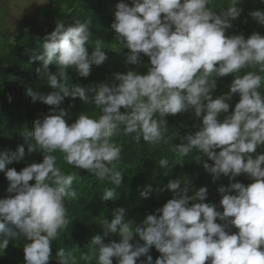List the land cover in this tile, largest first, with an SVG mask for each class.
Listing matches in <instances>:
<instances>
[{"label":"clouds","instance_id":"clouds-1","mask_svg":"<svg viewBox=\"0 0 264 264\" xmlns=\"http://www.w3.org/2000/svg\"><path fill=\"white\" fill-rule=\"evenodd\" d=\"M212 3L117 0L108 28L116 42L111 51L127 49L125 64L139 63L146 71L128 68L93 87L72 83L69 74L87 78L107 59L100 39L89 51V20L56 21L42 39L32 37L39 51L30 61L39 62L35 70L52 91L26 88V96L49 106L48 112L20 133L23 143L15 150H0V173L8 182L0 197V253L10 239L22 237L24 264H264V152H257L264 146V34H226L241 16L240 0H228L218 12ZM248 16L264 26V9L250 10ZM14 43L15 36L9 41ZM246 68L255 70L237 74ZM229 75L228 90L214 95L218 79ZM234 96L238 100L232 105ZM66 98L67 108L62 106ZM77 98L99 115L81 111L69 123ZM183 113L197 121L193 130L169 134L166 117ZM119 135L137 144H168L180 160L170 164L165 156L157 163L169 172L195 151L213 181L223 175L229 183L218 187V204L206 202V186L195 188L184 177L170 179L163 188L145 185L141 198L165 188L172 196L140 223L126 218L125 208L113 209L86 252L77 256L59 249L53 256V241L70 223L66 200L77 198L72 186L80 170L113 185L102 191L101 201L117 199L124 176L117 169L122 147L114 138ZM177 137L179 142L172 143ZM34 152L42 156L39 162L19 171L7 167ZM56 152L76 171H62ZM241 175L251 182L235 179ZM152 249L159 253L155 259Z\"/></svg>","mask_w":264,"mask_h":264},{"label":"trees","instance_id":"trees-1","mask_svg":"<svg viewBox=\"0 0 264 264\" xmlns=\"http://www.w3.org/2000/svg\"><path fill=\"white\" fill-rule=\"evenodd\" d=\"M48 1L47 8L39 13L40 20L38 23L29 22V18L24 16L14 33L4 34V37L0 38V150H15L18 144L23 143L20 133L31 130L33 121L48 112L49 106L40 101L32 102L31 98L26 96L25 90L31 86L34 90L44 94L52 91L47 85V78L40 76L35 70L39 66V62L30 61V56L39 51L38 41L32 37L42 39L46 33L53 30L56 21L63 20L67 24L75 23L77 20L81 22L89 20L91 22L89 27L92 31V42L88 45L89 51L94 47V41L100 39L103 41V51L107 54L105 62L99 66L94 65L87 78L78 77L75 72H70L72 83L93 87L100 81L110 79L113 73L124 72L128 68L139 72L146 71L142 64H125L127 49L119 52L111 51L112 45L116 42L114 35L108 28L113 19L114 6L117 0ZM125 2L130 3V0H125ZM227 5L228 0H213L210 7L218 12ZM238 6L242 9L241 16L233 21L234 27L229 29L226 34L232 35L242 32L247 36L253 31L264 34V26L258 25L248 16L250 10L264 9V3H261V0H240ZM26 28L30 29L31 35L23 32ZM13 36H15V43L10 45L9 41ZM147 60V57H143L144 63H147ZM250 70L254 71L255 69H242L237 74L243 75ZM231 79V75L218 79V87L214 95L226 92ZM261 92L264 94V87L261 88ZM8 95L12 96L11 102H8ZM237 100L238 97L234 96L231 104L234 105ZM69 103L70 99L66 98L62 106L67 108ZM73 103L75 107L70 109L72 115L68 118L69 123L81 111L93 117L99 115L97 109L92 105H84L78 98ZM166 119L169 134L178 132L180 135H184L186 132L192 131V125L197 122L193 120L191 113L168 116ZM114 140L122 147L121 159L117 162V169L124 172L123 184L116 188L117 199L101 201L99 195L106 187H113V185L107 181L99 180L93 174L80 170L72 186L77 192V198L66 200L70 223L67 228L61 230L60 238L53 241V256L59 249L76 251L77 256L79 251L86 252L91 237L101 232L99 226L101 220L103 217L110 219L113 209L125 208L126 218H131L135 223H140L146 215L154 214L155 209L172 196V192L165 188L160 192L153 191L148 198H141L139 192L145 185H151L153 189L163 188L170 179H182L184 177L195 188L206 186V202L218 204L220 199L218 187L227 186L229 183L228 177L223 175L213 181L211 174L201 164H198L195 158L198 153L195 151L183 158V165H174L169 172L168 169H160L157 163L161 157L165 156L169 159L170 164L180 160L178 154L169 151L168 144L150 145L143 141L137 144L130 137L123 135L115 137ZM178 142L179 137L172 141V143ZM257 152H264V146L258 148ZM54 155L57 156V166L62 171L65 173L76 171L63 161L61 153L56 152ZM41 159L42 156L34 152L26 155L23 161L13 162L7 167H14L19 171L27 163L39 162ZM203 159L206 160L207 157ZM235 179L245 184L251 182L244 175ZM7 183L4 174L0 173V197L6 194ZM188 194L191 195V192ZM113 239H118V237H113ZM24 243L22 237L10 239L3 254L0 253V264H24L22 250ZM150 254L154 259L159 255L155 249H152ZM49 264H56V262L53 260Z\"/></svg>","mask_w":264,"mask_h":264},{"label":"rangeland","instance_id":"rangeland-1","mask_svg":"<svg viewBox=\"0 0 264 264\" xmlns=\"http://www.w3.org/2000/svg\"><path fill=\"white\" fill-rule=\"evenodd\" d=\"M40 2L41 0H0V38L4 34L14 33L24 16L29 18V22L38 23L39 13L49 5V1L46 4H37ZM24 31L31 35L30 29L26 28Z\"/></svg>","mask_w":264,"mask_h":264}]
</instances>
